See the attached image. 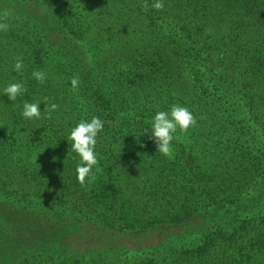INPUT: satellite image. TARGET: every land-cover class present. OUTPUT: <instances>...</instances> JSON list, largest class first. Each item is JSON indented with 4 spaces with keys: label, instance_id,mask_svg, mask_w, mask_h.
I'll use <instances>...</instances> for the list:
<instances>
[{
    "label": "trees",
    "instance_id": "16d2710c",
    "mask_svg": "<svg viewBox=\"0 0 264 264\" xmlns=\"http://www.w3.org/2000/svg\"><path fill=\"white\" fill-rule=\"evenodd\" d=\"M156 2L0 0V127L17 136L0 141V264H264V0ZM15 82L19 112L41 102L24 129ZM173 105L196 123L165 156L141 129ZM94 116L99 164L66 185L80 163L68 128ZM16 170L42 179L36 198ZM123 185L136 205L121 216Z\"/></svg>",
    "mask_w": 264,
    "mask_h": 264
},
{
    "label": "clouds",
    "instance_id": "9594fccd",
    "mask_svg": "<svg viewBox=\"0 0 264 264\" xmlns=\"http://www.w3.org/2000/svg\"><path fill=\"white\" fill-rule=\"evenodd\" d=\"M154 7L160 9L163 7L161 0H157ZM11 15V12L6 11L4 16ZM6 23H0V29H7ZM24 67L23 60L17 59L14 69L22 70ZM33 76L43 82L46 75L42 71H35ZM72 86L75 88L78 85V79L74 78ZM26 89L19 82L10 83L4 88L10 100L14 101ZM41 102H25L23 105L22 115L27 119L39 118L41 116ZM58 107L56 104H51L49 108L55 110ZM196 123V119L189 108L181 105H173L170 111H157L151 120V127L141 129L145 134L149 135V139L154 140L157 149L165 156L171 155L172 142L175 138L177 128L182 132H187L188 129ZM104 129V122L99 117H92L90 120H81L70 131L68 140L71 141V150L80 157V163L77 165V179L83 184L86 177L91 178L94 166H98V154L96 152L97 137ZM141 133V132H140Z\"/></svg>",
    "mask_w": 264,
    "mask_h": 264
},
{
    "label": "rangeland",
    "instance_id": "374dc122",
    "mask_svg": "<svg viewBox=\"0 0 264 264\" xmlns=\"http://www.w3.org/2000/svg\"><path fill=\"white\" fill-rule=\"evenodd\" d=\"M17 103H14L11 102L10 100V104H9V108H17L14 112L16 113V116H9V118H15L14 121L17 122L18 119H21L23 123H25V125L23 124V129L24 128H28L30 126H32V124L34 123V118L33 119H27L25 118L23 115H22V111L23 109L21 110V112H19L18 110V106H17ZM49 110L47 109L46 112H48ZM61 125V123H58ZM62 124H67L68 125V122L67 120H64L62 121ZM76 124H74L73 126H70L68 129H72ZM67 126H63L62 130H66ZM57 129V128H56ZM27 130H20L19 131V134H26L27 133ZM6 139L8 142H12L13 144H15V140H17V136L14 135L12 132L8 131L7 129H4L2 127H0V141H2V139ZM29 139V137H28ZM65 139L62 138V141H64ZM10 148L11 150H13L14 147H8ZM32 158H34V156H32ZM15 158H13L14 160ZM79 162H80V157L78 158ZM48 161V160H47ZM54 170H55V167H52ZM49 172H52L50 169H48ZM62 174H65V173H62ZM40 176L44 177V178H47L48 176H45L43 174H40ZM73 178H71L67 183L66 185L70 184L71 182H73L74 180L77 179V174L74 175L72 174ZM15 178H16V184L18 183L19 180L23 179L24 177L22 176L21 172L20 173H17V170L15 171ZM26 178V177H25ZM42 180V179H41ZM40 180V181H41ZM40 181L38 182H30V183H25L23 180H21V182H19L20 184V189H21V192L20 194H24V195H27L28 198H36V192H37V188H38V184L40 183ZM126 186H122L121 189H122V192H124L121 197H120V200L116 203V208L115 210L118 211V213L120 212V215L123 216L124 212H127V208L128 206H133V205H136L135 203V199L134 197L131 195V194H126L125 192H127V188H125ZM74 185L72 187V190H74ZM66 192V193H65ZM56 194H57V198H60L61 200H64V199H67L69 200V202H74L75 200H79V197H77V195H75L73 192L72 194H68L67 193V190H63L62 187H56ZM83 198L80 199V201L82 200ZM78 202V201H77ZM72 204V203H70ZM122 207V209H120ZM83 209V208H82ZM83 214L84 215H94V213L92 211H89V207H85L84 210H83ZM60 216H64V215H67V216H74L76 215V213H71V210L70 209H66L64 210V212L60 213L59 214ZM129 216H134L133 214L129 215ZM155 235H157L156 233H152V234H147V236L143 237V241L142 242H149V241H146V240H153ZM133 239H135L133 237ZM141 240H139L140 242Z\"/></svg>",
    "mask_w": 264,
    "mask_h": 264
}]
</instances>
